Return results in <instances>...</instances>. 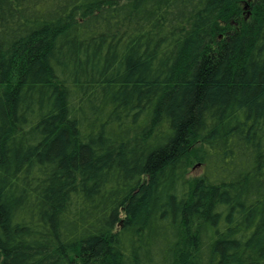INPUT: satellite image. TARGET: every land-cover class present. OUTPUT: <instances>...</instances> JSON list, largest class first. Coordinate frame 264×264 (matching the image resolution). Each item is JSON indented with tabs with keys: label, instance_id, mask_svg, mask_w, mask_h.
<instances>
[{
	"label": "trees",
	"instance_id": "1",
	"mask_svg": "<svg viewBox=\"0 0 264 264\" xmlns=\"http://www.w3.org/2000/svg\"><path fill=\"white\" fill-rule=\"evenodd\" d=\"M242 5L0 0V264H264V0Z\"/></svg>",
	"mask_w": 264,
	"mask_h": 264
},
{
	"label": "rangeland",
	"instance_id": "2",
	"mask_svg": "<svg viewBox=\"0 0 264 264\" xmlns=\"http://www.w3.org/2000/svg\"><path fill=\"white\" fill-rule=\"evenodd\" d=\"M244 4H246V6L242 5V11L245 13L247 12V5L249 4L250 0H243ZM202 172V167L200 166V163L197 162L196 160H191L190 161V167L188 168V177L190 180H194L198 177H200Z\"/></svg>",
	"mask_w": 264,
	"mask_h": 264
}]
</instances>
